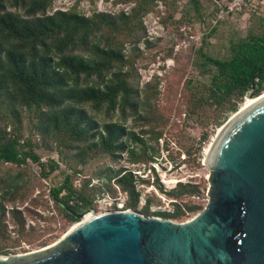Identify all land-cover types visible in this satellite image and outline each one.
<instances>
[{"label":"rangeland","instance_id":"1","mask_svg":"<svg viewBox=\"0 0 264 264\" xmlns=\"http://www.w3.org/2000/svg\"><path fill=\"white\" fill-rule=\"evenodd\" d=\"M49 1L48 13L66 10L92 18L98 30L91 38L97 37L101 45H116L123 56L117 72L134 89L139 108L124 115L120 109L108 113L106 107L96 110L88 104L87 119L95 129L85 139L73 141L65 131L41 134L35 108L16 109L0 94V140L16 137L25 150L41 157V163L32 158L24 164L0 162V255L44 248L81 220L71 219L64 211L66 205L51 195V188L62 185L67 176L77 190L72 202L78 208L71 209H91L82 218L115 209L144 213L148 199L150 213H173L179 203L183 214L172 219L193 217L208 200L206 150L247 98L257 97L246 94L236 111L229 109L230 103L222 107L204 103L209 75L199 72L198 50L203 47L214 57H229L232 40L263 29L264 4L256 13L249 9L233 13L228 12L227 0ZM11 9L25 12L22 5ZM103 14L110 16V24ZM106 122L125 128L126 150L111 154L89 146L92 134ZM133 133L139 139L133 140ZM54 163L58 168L45 176L43 172ZM121 169L133 175L140 193L136 207L131 205L130 193L115 180ZM183 188L190 191L170 193Z\"/></svg>","mask_w":264,"mask_h":264},{"label":"trees","instance_id":"2","mask_svg":"<svg viewBox=\"0 0 264 264\" xmlns=\"http://www.w3.org/2000/svg\"><path fill=\"white\" fill-rule=\"evenodd\" d=\"M49 4V0H0V94L16 109L35 108L37 129L41 134L55 135L65 131L73 141H79L95 129L87 119L86 105H92L96 110L106 107L108 113L120 109L126 115L129 109L138 110L139 100L129 81L117 72L120 70L116 65L123 56L116 45L110 42L101 45L97 37L91 38L98 30L92 18L66 10L48 13ZM21 5L25 8L24 13L11 9ZM103 15L110 24V16ZM262 24L261 31L232 40L227 58L214 57L203 47L198 50L199 72L209 75V81L204 85V103L221 107L230 103L229 109L236 111L239 100L246 94L255 97L262 93L264 19ZM121 125L106 122L101 130L92 134L89 146L104 148L111 154L126 150L128 145L122 141L126 132ZM132 139L139 137L133 133ZM28 158L41 163V157L30 149L25 150L18 138L0 140V162L24 164ZM57 168L58 164L54 163L43 173L47 176ZM118 175L115 180L130 193L131 205L136 207L140 193L136 191L131 171L121 169ZM63 191L66 194L60 195ZM189 191L183 188L170 193ZM51 195L57 203L78 208L72 202L77 190L69 176L62 185L51 188ZM78 198L86 201L81 195ZM175 204L173 213H150L148 199L143 212L179 217L183 214V206ZM64 211L71 219H76L67 209Z\"/></svg>","mask_w":264,"mask_h":264},{"label":"water","instance_id":"3","mask_svg":"<svg viewBox=\"0 0 264 264\" xmlns=\"http://www.w3.org/2000/svg\"><path fill=\"white\" fill-rule=\"evenodd\" d=\"M208 200L176 221L132 209L81 219L39 250L0 264H264V93L235 112L204 155Z\"/></svg>","mask_w":264,"mask_h":264},{"label":"built area","instance_id":"4","mask_svg":"<svg viewBox=\"0 0 264 264\" xmlns=\"http://www.w3.org/2000/svg\"><path fill=\"white\" fill-rule=\"evenodd\" d=\"M264 0H227L226 6L228 12L242 13L249 9L252 12H258Z\"/></svg>","mask_w":264,"mask_h":264},{"label":"bare ground","instance_id":"5","mask_svg":"<svg viewBox=\"0 0 264 264\" xmlns=\"http://www.w3.org/2000/svg\"><path fill=\"white\" fill-rule=\"evenodd\" d=\"M250 100H255V98H247V100L243 106H246ZM94 215H95V213L91 212V213L87 214L86 216H84L83 219H89V218L93 217Z\"/></svg>","mask_w":264,"mask_h":264}]
</instances>
